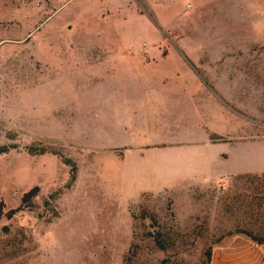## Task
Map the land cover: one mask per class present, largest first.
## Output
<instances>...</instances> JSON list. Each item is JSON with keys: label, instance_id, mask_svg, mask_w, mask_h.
<instances>
[{"label": "rangeland", "instance_id": "rangeland-1", "mask_svg": "<svg viewBox=\"0 0 264 264\" xmlns=\"http://www.w3.org/2000/svg\"><path fill=\"white\" fill-rule=\"evenodd\" d=\"M0 146V264H264V0H0Z\"/></svg>", "mask_w": 264, "mask_h": 264}, {"label": "trees", "instance_id": "trees-1", "mask_svg": "<svg viewBox=\"0 0 264 264\" xmlns=\"http://www.w3.org/2000/svg\"><path fill=\"white\" fill-rule=\"evenodd\" d=\"M10 147L8 146H0V155L3 154H7L9 152ZM28 151L27 153L29 155H42L46 152H48V150H46V148H34L32 146H30L29 148H27ZM52 153V152H51ZM55 155H58L56 153H54ZM62 163L66 166L69 167V183L67 185V187H69L74 181H75V177H76V165L75 163L67 158H63L61 157ZM38 195V188L34 187L33 189H31L30 191H28L27 193H25L22 197V201L23 202H30L31 200H33L35 197H37ZM59 192H56L52 195H50V199H52L53 201L56 200V198L58 197ZM13 214V212H9L8 214H6L7 218H11V215ZM144 215V216H142ZM147 212H142L141 213V220L147 219ZM3 216V211L2 208L0 207V218ZM134 221L136 222L137 220H139V218L137 217V215H132ZM149 218V217H148ZM149 221L153 222V226L151 228L155 229L158 226L156 225V219L154 218V216H151L149 218ZM239 233H243L244 235H246L247 237H249L251 239V241H253L254 243H256L257 245H264V226L261 228L260 231H258L257 233H252L250 231L246 232V231H241ZM148 236L152 238V241L155 242L156 246H158L159 248H165L168 247L169 245H171L172 241H170V238H165L166 235L160 233V232H156L155 236L156 238H154L152 236V233L148 232ZM133 253H131V256L127 258V261L129 262L130 259L132 258ZM207 260H210V250H208L205 254ZM130 264V263H129Z\"/></svg>", "mask_w": 264, "mask_h": 264}]
</instances>
